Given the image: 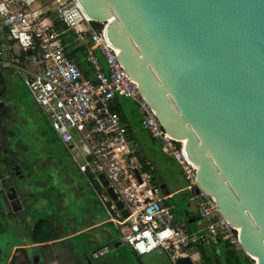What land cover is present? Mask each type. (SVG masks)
<instances>
[{"label":"water","instance_id":"water-1","mask_svg":"<svg viewBox=\"0 0 264 264\" xmlns=\"http://www.w3.org/2000/svg\"><path fill=\"white\" fill-rule=\"evenodd\" d=\"M76 1L196 171L195 193L216 201L243 253L264 264V0ZM4 194L13 210L22 207L15 186ZM140 261L194 264L161 246Z\"/></svg>","mask_w":264,"mask_h":264},{"label":"built area","instance_id":"built-area-1","mask_svg":"<svg viewBox=\"0 0 264 264\" xmlns=\"http://www.w3.org/2000/svg\"><path fill=\"white\" fill-rule=\"evenodd\" d=\"M57 22L71 31L76 40L87 36L91 42L85 59L92 77H87L65 54ZM0 30L19 48V54L25 53L24 62L32 69H25L17 60L14 65L27 73L25 86L79 171L87 180H99L102 174L107 186L123 202L127 217L114 212V204L105 208L108 220L117 225L121 240L138 255L159 246L172 260L186 255L184 249L197 241L198 235L173 223L172 213L156 196L159 187L150 182V165H143L129 147V132L112 101L122 95L138 103L142 129L160 140L162 151L179 164L188 189L197 187L196 171L164 131L137 82L119 62L117 50L107 42L95 21L86 17L76 0H0ZM95 49L104 58L106 70ZM195 198L197 213L206 220L208 234L241 249L239 233L220 214L216 201L201 190ZM100 200L103 206L110 201L106 195ZM102 253L101 250L94 255Z\"/></svg>","mask_w":264,"mask_h":264},{"label":"rangeland","instance_id":"rangeland-1","mask_svg":"<svg viewBox=\"0 0 264 264\" xmlns=\"http://www.w3.org/2000/svg\"><path fill=\"white\" fill-rule=\"evenodd\" d=\"M68 36L74 39L75 45L80 44L89 46L91 44L87 36H85L84 40H75V36L71 32L68 33ZM2 37L3 36H0V38ZM4 47L6 46H1V50ZM13 52H15L18 57L20 51L16 45H13ZM94 52H96V50H94ZM5 54L7 57H11V59L15 60L11 51L6 52ZM83 56L84 54H82L81 57ZM18 60L20 61V59ZM102 63L104 64L106 70V63L103 59ZM24 65L25 69H32L31 66H28V63ZM2 72L8 82L5 102L9 108L7 115L10 117L11 121L9 132H11L13 135L9 143L13 151L15 153L17 151L18 154L21 155L20 161L23 163L26 162V164H24L25 166H27V164H33L34 166V163L37 165L33 167L32 175H28L27 177L23 176L21 178V182H18L19 185L22 186L25 183L26 188L30 186L29 189H32L33 185H42L47 183L49 185V192L45 191L44 186L40 187L41 191L37 192L50 195L51 198H48V200H52L54 193H57L59 196L66 197L65 205L68 212L64 210L63 212L66 214L64 215L57 211V217L70 218V223L64 228L65 234L76 229L86 227L93 222L106 220V218H108V213L98 204L97 196L94 191L92 189L91 190L93 193L88 191L87 183L85 182L86 180H84L86 179L85 176H82L77 171L69 155L57 141L56 143L47 141L52 135V127H50L51 124L49 120L46 119V115L45 119L46 121L48 120V123L45 121L44 116H42L37 109L32 94L24 84V77L27 76V73L16 67L14 64L5 66ZM115 102L118 106V112L120 115H122V121H124L125 125H128L132 131L131 139L128 141L129 147L135 150L138 155L143 154L146 155V157H151L152 162H154V158H156L157 170L160 169L162 173L170 176V189L174 188L173 180L175 179L179 181L177 185L183 188L180 192L175 194L172 200H168L167 202L168 205H172L170 212L172 211L171 213L174 222L179 223L178 225H180V222H185L187 228L190 231L197 232L198 236L206 234L207 230L203 226L206 222L205 219L200 218L191 223L187 222L188 218L185 214V210L188 208L189 203L195 204L198 199L194 198L196 195L195 190L186 189L188 182L181 174L180 166L171 156L167 155V159L165 158V154L161 149L162 145L160 140L153 139L146 130L142 129L140 125L142 110L138 103L133 99L124 97L122 95L117 96ZM117 106L115 111H117ZM54 149H56V165L48 162V157L50 153L54 151ZM157 157L159 158L160 162H158ZM60 162L65 163L64 171L61 169ZM151 164L153 165V163ZM26 171H28V169H26L25 172ZM76 186H78V189L74 190V187ZM1 194L4 196L3 193ZM69 195L72 196L69 197ZM30 202H32V199L27 201V203ZM82 202H84L86 205L80 207ZM92 202L93 206L90 205ZM36 204H34V206ZM38 205L42 208V205L44 204L39 203ZM2 208L7 212L10 210L8 208V204H3ZM50 211L51 208L45 206L44 214L49 213ZM27 214L29 215L30 211H27ZM22 217L25 218V214ZM21 230V218H17V220L13 222H6L4 213L1 215L0 256L4 253L6 248H8L13 243L18 244L29 241V231L27 232L26 230ZM118 230L119 229L117 225L112 222H106L93 229H88L87 232L80 233L72 238H68L65 240V242L59 245V249L63 251L65 248H67L71 251V248H73L72 246H74L75 248L72 249V251L78 255V261L80 264H85V262H87L86 253L87 255L90 254L92 251L91 249L96 251L101 249L105 254H103L104 256L101 255L98 257V260H105L106 264H138L133 252L126 245V243L115 246L106 252L104 251V249L108 247L109 241L115 243L112 240H117L120 237ZM93 235H95V240H93V243H91L90 239ZM222 246L223 243L221 244L219 242L213 244V247L217 249H220ZM82 250L83 252L81 254ZM190 255L193 257L195 264L202 263V261L199 259V255H197L196 252ZM29 256L26 252L18 250L15 255L16 261L13 264H21V262L22 264H31L29 262ZM251 260L253 263H255L253 259ZM39 264H42V260Z\"/></svg>","mask_w":264,"mask_h":264},{"label":"crops","instance_id":"crops-1","mask_svg":"<svg viewBox=\"0 0 264 264\" xmlns=\"http://www.w3.org/2000/svg\"><path fill=\"white\" fill-rule=\"evenodd\" d=\"M0 31H1L0 32V36H3L2 38H0V47L3 46V45L6 46V47L2 48V50L0 48V100H1L0 103H2V105L0 107V172H3L5 170L6 174L4 172L3 177L10 179V181L7 182L8 183L7 187H10L12 185L15 186L16 189H17L18 194L20 193V195H22V197L20 198L21 202H22L21 203L22 207L20 209L13 210L12 207L10 206V204H9L8 208L10 210H8L7 214L8 215L9 214H13V215L14 214H18L17 218H21L22 219V230L21 231H23V230H26L27 232L29 231V241L28 242H23V243H18V244L15 243L12 246L11 251L8 253V255H7L6 259H5L6 260L5 264H13V263H15V261H16L15 255H16L18 250L26 252L28 256L29 255L31 256V257L29 256V262L31 264H33V263L34 264H39L41 262V260H42V264H80L79 261H78L79 260L78 259V255L75 252L72 251V249L75 248L74 246H72L73 248H71V251L68 250L67 248H65L63 251H61L59 249V245L62 244L63 242H65V240H67L68 238H72V237H74V236H76V235H78L80 233L87 232L88 229H93V228H95V227H97L99 225H102V224H104L106 222H110V221L108 220V218H106V220H99V221L91 223L90 225H88L86 227H83V228H80V229H76L74 231H71V232L65 234L64 233V228L70 223V218H68V217H57V211H59L60 214H64V215H66L63 212L64 210H66V212H68V210L66 209V205H65L66 204V201H65L66 197L59 196V195H57V193H54L53 196H52V200H50V199L48 200V198H51L50 195L42 193V192L38 193L39 191H41L40 187H42V186H44L45 191L49 192V185L47 183L42 184V185H33L32 189H29L30 186H28L26 188L25 187V183L22 186L19 185V183L21 182V178L23 176L27 177L28 175H32L33 167L37 166V165L34 163V166H33V164H29V165L27 164V166H25L24 164H26V162L23 163L22 161H20L21 155H19L17 151L15 153L13 151V149L11 148V145L9 143L13 135H12L11 132H9V127H10L11 121H10V117L7 115L9 108H8L7 103L5 102L8 82L5 79L2 70L7 65H12L15 62L17 64V61H18L19 65L25 66L24 65L25 64V62H24L25 56H22V55L18 54V57H17V54L15 52H13L14 43L10 44L9 40L7 39V37L4 34V32L2 30H0ZM95 50H98V49H95ZM8 51H11V53L14 56L15 60L11 59V57H7L6 56L5 53L8 52ZM20 56H21V58L23 60L20 58ZM16 57H17V61H16ZM18 59H20V61ZM73 60L75 61V58H73ZM103 60H104V58H103ZM77 63L82 65V66H86V69H88V70L90 69L91 70L89 63L85 59V56H83L81 60H77ZM91 74H92V71H91ZM91 74H90V77H92ZM115 99L111 103L112 107H116L117 106L116 102H115ZM37 109L39 110L41 115L44 116V119H45L46 118L45 115L42 113L41 109L38 106H37ZM117 109H118V106H117ZM46 119H45V121H46ZM122 120L123 119H122V115H121V122L127 128L128 132H129V139H131L132 131L130 130L129 126L125 125L124 121H122ZM51 130H52L51 137L52 136L53 137L52 138L50 137L47 141L48 142L51 141V143H56V141H57L61 145V147L64 148V150L67 152V154L69 155V157L72 160L73 164L75 165L77 171L83 176L84 174H82L79 171V169L77 167V164L71 158L68 150L66 149V147L60 141V139L58 137V134L54 131L53 128ZM13 147H14V144H13ZM133 151L137 155V156L136 155L135 156L138 158V160L143 165L144 164H146V165L149 164L150 165L149 166L150 167V171H149L150 182H152L153 184H155L158 187L161 184L165 185V187L162 190H157L156 196L161 200L162 205H164L169 210H171L172 209L171 208L172 205H168L167 202H168V200H172L173 197L175 196V194L180 192L183 189L182 187H179L177 185L179 183V181L177 179L173 180L174 188L170 189V187H169L170 176H168L167 174L162 173L160 171V169L157 170V168H156V163H157L156 158H154V162H152L151 161V157H146V155H143V154L138 155L135 150H133ZM50 152H51V150H50ZM164 156L167 159V154H165ZM157 159H158V162H160L158 157H157ZM169 159H171V158H169ZM56 160H57L56 149H54V151L51 152L49 157H48V162L56 165V163H55ZM77 162H80V160L77 161ZM150 162L153 163V165ZM60 164H61V169L64 171L65 163H61L60 162ZM26 169H28V171L25 172ZM181 174H182V171H181ZM85 178H86V176H85ZM1 180L2 179H1V176H0V189L3 187V184L1 183ZM84 180H86L85 182L87 183L88 191L93 193L92 192V190H93L94 193L96 194L97 202H98V204L101 207H103L104 209L106 207H108V209H109L110 205H112V204L115 205V202L113 203V200L110 198V196L106 192V189L104 188V186L101 183L100 179L98 180L95 177H90V180H87V178L84 179ZM187 186H186V189H188ZM7 187H5V189ZM19 189H20V191H19ZM21 189H22V191H21ZM76 189H78V186L74 187V190H76ZM167 189H168V191H167ZM102 195H106L108 197V199H110V201L105 202L106 206H103V203L100 200V197H102ZM70 196H72V195H69V197ZM0 197H1L0 205H2V204L7 205L9 203L8 199L6 198V196H2V194H1ZM30 199H32V202L27 203V201L30 200ZM192 200H193V197H192ZM39 203L44 204V205H42V208L38 205ZM48 203H51V204H48ZM34 204H36V205L34 206ZM92 204H93V202L90 205L93 206ZM195 204L194 203H189L188 204V208L185 210V214L187 215V218H188L187 222L189 221V219H193L196 215H199L197 213V209H196V205ZM85 205L86 204L84 202H82L80 207H83ZM45 206H48L49 208H51V211L49 213L44 214ZM25 209H26V211H25ZM27 211H30L29 215L27 214ZM114 212H119L120 215L123 217V215L121 213V209L117 208L116 205H115ZM24 214H25V218L26 219L22 217ZM108 217H109V215H108ZM46 218L48 220H51V224H50L51 229H52V231L54 232V234L57 237L53 238V239H50V240H47V241H43V242H33L31 237H32L33 229L35 227L34 223L36 221H38V220H43L44 221V219H45V221H47ZM15 220H17V219H15ZM61 220H62V222H61ZM12 221H14V220H12ZM12 221L10 220L9 222H12ZM45 221L43 223H45ZM173 223L175 225L179 224V223H175L174 220H173ZM62 224H64V225H62ZM180 226L183 229L187 230L188 232L197 233L195 231L194 232L190 231L187 228L185 222H180ZM203 226L205 228V224ZM45 228H46V226H45ZM118 232H119V230H118ZM197 235H198V233H197ZM119 236L120 237L117 240H112V241L113 242H117L118 240H121V233L120 232H119ZM204 236L205 237L206 236L211 237L208 234V232H206V234L198 236V238H202ZM93 240H95V235H93L91 237V239H90L91 243H93ZM197 241L192 243L193 245L190 244L189 247L184 249L186 251V253H187L186 255L191 256L190 254L195 253V252H196L197 255H199V253L194 249V247H195L194 244ZM122 243H125V242L122 241L121 244ZM110 244H112L111 241H109V245ZM126 245L131 249L132 252L134 251L129 244L126 243ZM235 249L236 250H240V249H237V248H235ZM91 250L92 251L90 252V254H88L90 257L86 253L87 262H85V264H87V263L88 264H101L103 262H106L105 260H98V257H100L101 255L104 256L103 254H105V253H102L101 255H98V256L95 257L94 254H96L97 251H99L100 249L97 250V251L94 250V249H91ZM107 250H108L107 248L104 249L105 252ZM82 252H83V250L81 251V254H82ZM136 254H138V253H136ZM1 257H2V255L0 256V258ZM191 258H192V260L194 262V259H193L192 256H191ZM199 259H200V255H199ZM21 264H22V262H21ZM23 264H26V263H23Z\"/></svg>","mask_w":264,"mask_h":264},{"label":"trees","instance_id":"trees-1","mask_svg":"<svg viewBox=\"0 0 264 264\" xmlns=\"http://www.w3.org/2000/svg\"><path fill=\"white\" fill-rule=\"evenodd\" d=\"M56 29L61 33L62 43H63L64 49H65L64 50L65 54L70 58H75L77 66L82 70V72L87 77H90L91 70L90 69L88 70V69H86V66H82V65L77 63V60L82 59V57H81L82 54H84V56H85L86 49L90 45L89 46L80 45V44L75 45L74 39H72L68 36V33L71 31H67L65 26L62 25L60 22L56 23ZM9 43L13 44V41L9 40ZM68 43H70V44H68ZM94 53L100 58V61L102 63L103 57L100 55L99 50H96V52H94ZM24 54L25 53L22 52L20 55L24 56ZM20 58H21V56H20ZM113 108L116 109V107H113ZM117 111H118V109H117ZM4 172H5V170L3 172H0V176L2 179L1 183L3 184V187L0 189V196H1V193L4 194L5 187H7V185H8L7 182L10 181L9 178L3 177ZM19 191H20V189H19ZM21 191H22V189H21ZM18 195H19V199H20L22 197V195H20V193ZM0 199H1V197H0ZM20 203H22L21 199H20ZM2 205H0V218H1V215L4 213L5 218H6V222H9L10 220L15 221V219H17V217H18V214H14V215L9 214L8 215L7 211L3 210ZM44 221H45V219H44ZM44 221L38 220L34 223L35 227L33 229L32 237H31L33 242H43V241H47V240H50V239L57 237L51 229V226H50L51 220L47 219V221H45V223H43ZM45 226H46V228H45ZM218 242L221 244L223 243V246L220 249L213 247V244L218 243ZM14 244L15 243H13L8 248H6V250L2 254V257L0 258V264H5V261H6L5 259L8 255V253L11 251L12 246ZM191 245H193V244H191ZM194 246H195L194 249L200 255V259L202 261L201 264H254L253 261L246 254H244L241 249L236 250L229 243L228 240H224L222 238H211L209 236H206V237L204 236L202 238H199L198 241L194 244ZM99 251H101V249ZM133 254H134L138 264H142L140 261V255L136 254V252H134V251H133ZM101 264H106V262H103Z\"/></svg>","mask_w":264,"mask_h":264},{"label":"bare ground","instance_id":"bare-ground-1","mask_svg":"<svg viewBox=\"0 0 264 264\" xmlns=\"http://www.w3.org/2000/svg\"><path fill=\"white\" fill-rule=\"evenodd\" d=\"M88 19H91L90 17H88V16H86ZM170 137H171V135L170 134H168ZM252 258L255 260V257H253L252 256Z\"/></svg>","mask_w":264,"mask_h":264},{"label":"flooded vegetation","instance_id":"flooded-vegetation-1","mask_svg":"<svg viewBox=\"0 0 264 264\" xmlns=\"http://www.w3.org/2000/svg\"><path fill=\"white\" fill-rule=\"evenodd\" d=\"M4 196H5V194H4ZM8 205H9V203H8ZM11 206V205H10Z\"/></svg>","mask_w":264,"mask_h":264}]
</instances>
